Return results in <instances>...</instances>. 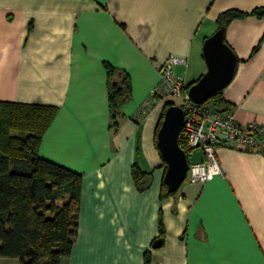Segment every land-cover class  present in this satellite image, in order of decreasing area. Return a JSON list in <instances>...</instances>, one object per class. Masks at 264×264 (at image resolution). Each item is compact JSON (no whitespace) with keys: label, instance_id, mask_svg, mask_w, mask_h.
I'll use <instances>...</instances> for the list:
<instances>
[{"label":"crops","instance_id":"1","mask_svg":"<svg viewBox=\"0 0 264 264\" xmlns=\"http://www.w3.org/2000/svg\"><path fill=\"white\" fill-rule=\"evenodd\" d=\"M259 7L264 0H0V100L57 106L39 153L82 173L78 232L62 264H145L146 253L150 264H264V134L254 150L219 147L223 174L163 196L156 130L168 98L152 94L171 54L187 57L186 83L206 71L201 44L237 8L249 14L226 26L240 61L223 96L237 122L264 126ZM105 61L131 85L116 118ZM134 164L152 171L144 190Z\"/></svg>","mask_w":264,"mask_h":264},{"label":"trees","instance_id":"2","mask_svg":"<svg viewBox=\"0 0 264 264\" xmlns=\"http://www.w3.org/2000/svg\"><path fill=\"white\" fill-rule=\"evenodd\" d=\"M251 13L261 16L264 8H255ZM247 14L237 8L227 9L218 16V28ZM104 64L108 74L109 108L116 118L122 103L131 94L130 80L127 71H123V79L119 80L116 74L120 69L109 61ZM196 80L187 83L186 88ZM223 90L215 91L204 102L210 103L208 108L228 111L229 103ZM171 104L178 103L166 99L164 111ZM57 108L0 100V256L18 257L20 264H62V259L71 253L78 232L82 173L39 153L43 134ZM162 120L163 115L156 130L157 147ZM179 144L188 154L190 164L193 148L189 147L183 129ZM132 173L139 189L150 186L152 171L134 164ZM186 179L188 175L184 181ZM177 190L170 191L163 178V196ZM145 264H150L149 253L145 254Z\"/></svg>","mask_w":264,"mask_h":264},{"label":"built area","instance_id":"3","mask_svg":"<svg viewBox=\"0 0 264 264\" xmlns=\"http://www.w3.org/2000/svg\"><path fill=\"white\" fill-rule=\"evenodd\" d=\"M185 56L171 54L159 67V82L152 94L161 98L176 97L185 111L182 129L188 136V145L200 149L203 158L191 161L188 167L190 182H206L215 175L223 174L217 149L233 143L245 150H254L258 138L264 134V126L254 121L248 124L236 121L232 112H218L202 103L193 101L186 88V79L175 72V66L187 65Z\"/></svg>","mask_w":264,"mask_h":264},{"label":"water","instance_id":"4","mask_svg":"<svg viewBox=\"0 0 264 264\" xmlns=\"http://www.w3.org/2000/svg\"><path fill=\"white\" fill-rule=\"evenodd\" d=\"M225 30L221 26L204 39L202 53L207 69L188 88L190 98L196 103H204L215 91L225 88L235 75L238 56L226 41ZM184 117L182 106L169 105L157 132V145L167 163L164 178L170 191L180 187L189 167L188 154L179 144ZM160 243L161 239H157L153 246Z\"/></svg>","mask_w":264,"mask_h":264},{"label":"rangeland","instance_id":"5","mask_svg":"<svg viewBox=\"0 0 264 264\" xmlns=\"http://www.w3.org/2000/svg\"><path fill=\"white\" fill-rule=\"evenodd\" d=\"M203 44V43H202ZM202 44H201V47H200V55H202ZM181 68H183V69H181L180 71H178V72H176V70H175V72H176V74H178V75H180V76H182V77H184V74H185V72H184V70H185V67H183V65L181 66ZM175 69V68H174ZM185 78V77H184ZM191 78V77H190ZM168 101H174V102H176V103H178L179 102V100H178V98H176V97H173V96H171V97H168V99H167ZM203 105L204 106H210V103L209 102H206V103H203ZM191 159L193 158V156L191 155V157H190ZM187 180V179H186ZM185 180V181H186Z\"/></svg>","mask_w":264,"mask_h":264}]
</instances>
